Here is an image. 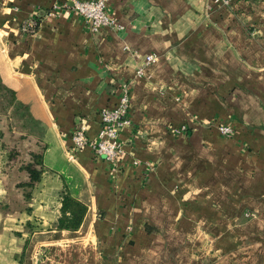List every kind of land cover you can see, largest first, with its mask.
Masks as SVG:
<instances>
[{
  "label": "crops",
  "instance_id": "1",
  "mask_svg": "<svg viewBox=\"0 0 264 264\" xmlns=\"http://www.w3.org/2000/svg\"><path fill=\"white\" fill-rule=\"evenodd\" d=\"M107 9L121 27L90 29L73 0H0V78L46 166L28 201L0 171V264H264V0ZM124 83L118 160L74 148ZM63 187L87 206L75 230L55 225Z\"/></svg>",
  "mask_w": 264,
  "mask_h": 264
},
{
  "label": "trees",
  "instance_id": "2",
  "mask_svg": "<svg viewBox=\"0 0 264 264\" xmlns=\"http://www.w3.org/2000/svg\"><path fill=\"white\" fill-rule=\"evenodd\" d=\"M48 10V9H47ZM47 10L46 13L48 12ZM44 13H37L26 18L22 24V30L26 33H33L38 28ZM0 97L7 100L8 121L0 125V151L5 155L4 169L10 184L22 188V195L25 201L31 197V190L38 182L42 172L46 169L43 162V150L45 144L38 138L37 125L27 111L26 105L18 100L14 91L4 85L0 78ZM15 120L22 119L20 138L15 137ZM18 124V123H16ZM5 126V127H4ZM4 128L8 131L9 138H4ZM26 139L22 145L21 139ZM23 146V147H22ZM23 148L26 150L23 154ZM23 155L24 157H21ZM13 169V172L12 170ZM5 172V171H4ZM59 215L55 221L58 228L75 230L79 228L87 206L79 199L74 197L67 187H63L60 192ZM28 208V207H27Z\"/></svg>",
  "mask_w": 264,
  "mask_h": 264
},
{
  "label": "built area",
  "instance_id": "3",
  "mask_svg": "<svg viewBox=\"0 0 264 264\" xmlns=\"http://www.w3.org/2000/svg\"><path fill=\"white\" fill-rule=\"evenodd\" d=\"M229 3L230 0H220ZM54 4L53 7H57ZM74 9L83 17L86 24L92 30H97L101 26L121 27V24L107 9V0H73ZM51 11V10H50ZM48 11L47 13H51ZM154 53H147L146 62L156 60ZM142 72V67L137 69V73ZM122 92L115 105L104 106L99 111V128L94 137L87 134V125L80 122L71 133V145L74 148L89 146L95 155L103 157L115 163L123 152V146L119 137L120 129L130 120L128 111L130 106V94L126 83L121 86ZM220 131L224 134H231L232 128L228 125H220Z\"/></svg>",
  "mask_w": 264,
  "mask_h": 264
},
{
  "label": "rangeland",
  "instance_id": "4",
  "mask_svg": "<svg viewBox=\"0 0 264 264\" xmlns=\"http://www.w3.org/2000/svg\"><path fill=\"white\" fill-rule=\"evenodd\" d=\"M7 106V100L5 99V97H0V125H4L7 121H8V110L6 108ZM13 122H15V127H16V131H15V137L20 138V132L23 130V128L21 127L22 124V119L20 120H15V118L12 119ZM18 123V124H16ZM5 127V126H4ZM4 138L8 139L9 138V134L8 131L5 130L4 128ZM22 140V145L25 143L26 139H21ZM23 147V146H22ZM25 149L23 148V154H25ZM21 157H24L23 155H21ZM5 167V155L3 153V151H0V171L4 172V174H7L8 172L4 169ZM13 172V169H11ZM8 175H10L8 173Z\"/></svg>",
  "mask_w": 264,
  "mask_h": 264
}]
</instances>
